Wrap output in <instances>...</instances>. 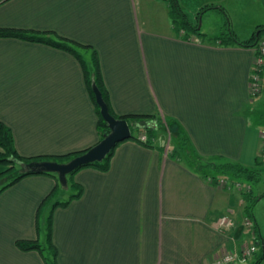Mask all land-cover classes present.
Here are the masks:
<instances>
[{
	"label": "crops",
	"instance_id": "obj_1",
	"mask_svg": "<svg viewBox=\"0 0 264 264\" xmlns=\"http://www.w3.org/2000/svg\"><path fill=\"white\" fill-rule=\"evenodd\" d=\"M0 28L54 31L93 46L117 115L172 118L201 156L256 163L264 132L255 117L264 110V70L262 91L252 96L250 88L257 50L212 36L185 39L167 0H0ZM0 121L25 157L100 141L81 63L45 43L0 38ZM158 138L148 136L150 146L122 141L107 171L88 166L74 175L82 195L53 213L59 264H213L253 242L242 190L209 182L173 155L171 139ZM56 183L31 174L0 193V264H46L16 242L38 238V209ZM224 214L234 226L219 225Z\"/></svg>",
	"mask_w": 264,
	"mask_h": 264
},
{
	"label": "trees",
	"instance_id": "obj_2",
	"mask_svg": "<svg viewBox=\"0 0 264 264\" xmlns=\"http://www.w3.org/2000/svg\"><path fill=\"white\" fill-rule=\"evenodd\" d=\"M170 9V14L173 19L175 29L182 33L185 39H192V34H196L202 39L206 38V34L201 31L198 25H194L188 18L187 13L183 11L179 0H167ZM208 9V8H207ZM200 15V14H199ZM187 33V34H185ZM185 35H190L185 37ZM1 37H13L32 42L45 43L62 50L68 51L79 60L83 68L85 81L90 92L91 98L95 104L98 114L97 128L100 134V140L109 132V126L103 118L100 107L96 102V96L93 91V82L100 88L105 101L109 106L111 114L117 118L126 119L132 129L133 136L131 139L138 140L141 143L150 146L149 141H142L138 134L148 133L149 136L154 132L170 134V139L173 143V155L183 159L198 173L203 175L206 180L213 184H219L220 179L229 182L231 186L236 183L246 182L250 188L242 191V198L245 203L244 213L253 223L254 242L256 246L263 244L260 234L259 225L255 221L254 207L257 202L264 197L262 194L255 192V186L263 180L262 165L264 164V154L259 153L256 163L252 166H247L242 163L227 159L223 156L204 157L201 156L192 146L188 134L184 129L172 118L164 117L160 114H127L117 115L111 106L108 90L105 86L102 75L100 59L97 50L87 44L80 43L73 39L63 37L54 31H35L27 29L0 28ZM218 40L223 45H240L246 47H255L260 39V34L247 41H240L236 34L230 30L220 36L210 38L209 40ZM137 131V134H135ZM141 133V134H142ZM118 145V144H117ZM116 145V147H117ZM114 147L111 153L101 162L92 163L82 166L68 175V185L63 186L56 173L46 172L57 179V183L52 191L42 201L37 214V232L38 238L35 240L20 239L16 245L25 251L37 250L43 257L46 264H59V251L53 241V213L58 207H66L74 199L82 195L83 187L74 181V175L82 168L92 166L102 171H107L110 167V159L115 150ZM89 148L76 151L64 155H42L36 157H25L18 153L12 129L4 122L0 121V165L8 166L4 171L0 172V193L6 188L16 184L24 177L37 174L28 170V163L35 160H53L58 162H66L73 157L84 153ZM66 189H71V194L66 199H62V195ZM46 213V220L43 224L42 215ZM44 239V240H43ZM260 242V243H259ZM264 253L258 258L256 264L260 262Z\"/></svg>",
	"mask_w": 264,
	"mask_h": 264
},
{
	"label": "rangeland",
	"instance_id": "obj_3",
	"mask_svg": "<svg viewBox=\"0 0 264 264\" xmlns=\"http://www.w3.org/2000/svg\"><path fill=\"white\" fill-rule=\"evenodd\" d=\"M179 3L183 11L187 13L191 23L194 25L199 24V28L207 36L216 37L232 30L240 41H247L252 39L255 34H260V39L255 49L259 50L261 46H264V0H179ZM255 117L261 126L264 127V110L255 112ZM135 134H137V131H135ZM146 134L149 136L148 133ZM157 136L159 137L158 139H161L165 143L171 137L170 134L164 132H154L151 137L156 139ZM3 166L8 168V166ZM263 169L264 164L262 165ZM263 182L264 174L263 180L255 186V192L257 194H260V185ZM239 187L244 191L246 189L248 190L250 185L246 182H241L237 188ZM71 192L72 190L70 189L68 195ZM257 205L258 203L254 207V213L259 206ZM258 211L261 230L264 234V202L258 207ZM46 217V213H44L42 215L43 224ZM257 252V257L252 260L250 259L251 261L248 264H256L258 258L264 253V245H261ZM263 258L264 256H262Z\"/></svg>",
	"mask_w": 264,
	"mask_h": 264
},
{
	"label": "water",
	"instance_id": "obj_4",
	"mask_svg": "<svg viewBox=\"0 0 264 264\" xmlns=\"http://www.w3.org/2000/svg\"><path fill=\"white\" fill-rule=\"evenodd\" d=\"M93 91L96 96V102L100 107V112L109 126V132L94 146L69 161L35 160L28 163L27 168L29 171L37 174L56 173L60 183L63 186H67L70 173L82 166L103 161L117 144L132 138L133 133L129 122L111 114L109 106L95 82H93Z\"/></svg>",
	"mask_w": 264,
	"mask_h": 264
},
{
	"label": "built area",
	"instance_id": "obj_5",
	"mask_svg": "<svg viewBox=\"0 0 264 264\" xmlns=\"http://www.w3.org/2000/svg\"><path fill=\"white\" fill-rule=\"evenodd\" d=\"M263 69H264V46H261L259 50H257L255 64H254L253 72L251 76L250 88H251L252 96H257L262 91ZM140 139L142 141H147L148 140L147 134L142 133L140 135ZM259 153L264 154V132H262L261 134V149ZM219 184L231 186V184H229V182L225 181L224 179H221L219 181ZM234 186L238 187L240 186V183H236ZM244 222L248 226V228L251 230L252 234H254L252 221L246 217ZM234 224H235V221L229 214H224L219 218V225L221 227L230 228L234 226ZM256 251H257V246L254 242V236H253V242L250 243L248 246L243 247L240 251L229 252V253L224 254L223 256L219 257L216 261H214L213 264H244L251 259V257L256 253Z\"/></svg>",
	"mask_w": 264,
	"mask_h": 264
},
{
	"label": "bare ground",
	"instance_id": "obj_6",
	"mask_svg": "<svg viewBox=\"0 0 264 264\" xmlns=\"http://www.w3.org/2000/svg\"><path fill=\"white\" fill-rule=\"evenodd\" d=\"M188 38V37H187Z\"/></svg>",
	"mask_w": 264,
	"mask_h": 264
}]
</instances>
